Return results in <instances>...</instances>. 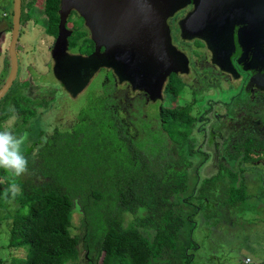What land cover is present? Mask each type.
I'll use <instances>...</instances> for the list:
<instances>
[{
	"label": "flooded vegetation",
	"instance_id": "obj_1",
	"mask_svg": "<svg viewBox=\"0 0 264 264\" xmlns=\"http://www.w3.org/2000/svg\"><path fill=\"white\" fill-rule=\"evenodd\" d=\"M45 1L22 0L19 40L21 30L37 33L41 31L42 37L50 41L47 48L52 58L51 70L54 71L57 63L52 53L59 44L61 0L56 11L58 20L55 24L49 23L50 14ZM201 1L189 0L184 7L166 18L172 49L175 54L179 52L183 57V70L171 72L167 76L158 99L155 98V86L151 84L152 79H155L151 75V63L154 62L152 54L155 52L149 46L148 52L144 49L132 62V68L137 74L136 84L127 78L122 62L117 59L116 51L119 47L116 44L111 46V41L110 44L103 43L100 46L101 63L96 60L88 68L87 64L85 67H81V64L77 71L75 63L62 61V68L70 70L72 77L59 79L55 74L64 95L57 100L58 107L65 100L78 98L95 75H101L102 88L99 93L104 113L115 117L116 129L124 131L135 141L149 138L151 154L154 155L152 150L156 151L158 161H162L163 167L186 178L185 189L171 198L175 201L173 210L180 213L185 221L188 220L186 223L198 224L206 220L204 213L207 209L217 212L218 218L224 217L225 212H231L230 204L224 198L227 197L226 186H248L249 181L258 175L259 165L264 163V0H228V18L224 23L211 10L220 9L215 0L205 1L200 7ZM13 4L14 0H0V6L4 5L3 10L8 12L3 17L11 14L13 18ZM199 8L202 10L196 18L187 21V17ZM114 12L113 5L107 8L106 15L108 13L107 17L110 19L105 17L104 34L114 32L118 23L115 21ZM149 24L152 27H148V32L153 33L154 23L150 19ZM12 26V19L8 23L5 18H0L1 51V43L9 31L12 32ZM51 26L53 31L56 30L55 33L49 31ZM65 28L66 31L63 32L71 31L67 38V52L90 59L96 50L92 29L76 8L66 16ZM145 28L143 23L140 29ZM11 37L12 33L10 41ZM104 40L108 42L107 39ZM19 49L17 43V54ZM80 75L83 79L76 83L75 77L79 78ZM146 79L147 85L143 83ZM172 81L180 87L175 94L168 90ZM26 83L28 82L24 79L20 84L16 81L15 85L27 88L32 86L35 89L34 82L30 86H25ZM21 94L14 97L21 96L20 104L26 106L24 113L31 115L29 119L25 120L26 116L18 113L12 98L0 109V115L5 110L13 109L7 117L0 118V125L16 113L19 120L14 123L20 125L22 122V136L27 133L23 153L27 160L30 155L35 161L36 156L41 159V150L58 146L61 141L60 133L74 131L76 123L71 122L66 127L63 124L58 126L59 120L54 119L46 124V127H51L49 131H41V122L33 117V108L39 110L40 117L46 118L52 108L46 107V101L53 98H38L35 90L28 92V96ZM150 105L152 107L149 111ZM176 107H183L188 115L186 121L177 125V129L168 122L169 119L162 118L165 109ZM156 111L158 114L154 117ZM167 127H170L169 130ZM2 129L5 130L4 127ZM171 130L177 133L178 141L173 140ZM158 139H162V145ZM161 146H165L163 152H159ZM208 165L210 167L205 170ZM202 172H206L207 177L202 178ZM208 180H211L207 185L210 186L212 199L207 196L200 199L199 191ZM194 216H198L199 221Z\"/></svg>",
	"mask_w": 264,
	"mask_h": 264
},
{
	"label": "trees",
	"instance_id": "obj_2",
	"mask_svg": "<svg viewBox=\"0 0 264 264\" xmlns=\"http://www.w3.org/2000/svg\"><path fill=\"white\" fill-rule=\"evenodd\" d=\"M45 5L49 23H57L59 0H46ZM49 31L56 32L52 26ZM168 90L175 94L179 85L172 81ZM7 96L0 109L14 98L18 113L29 119L21 96ZM90 107L81 113L74 131L60 133L58 146L46 147L37 166L31 163L45 177L39 178L41 182L33 177L17 179L14 183L20 192L13 198L8 191L13 183L5 177L0 194L12 200L9 247L15 254L12 261L6 260L8 264H80L81 244L88 251L89 264H154L178 252L181 230L188 220L173 210L171 198L185 189L186 178L163 167L156 153L151 154L149 138L135 141L116 129L115 117L106 115L103 108L90 116L96 111ZM5 111L0 118L10 114ZM187 117L183 107L162 112V118L176 129ZM158 141L162 145V139ZM164 150L161 146L159 152ZM41 162L44 167L40 169ZM31 174L39 177L36 171ZM210 181L202 184L200 199L211 196ZM247 187L226 186L224 198L235 206L246 197ZM75 209L83 215L81 235L72 233ZM213 212L207 209L205 213ZM4 263L0 258V264Z\"/></svg>",
	"mask_w": 264,
	"mask_h": 264
},
{
	"label": "rangeland",
	"instance_id": "obj_3",
	"mask_svg": "<svg viewBox=\"0 0 264 264\" xmlns=\"http://www.w3.org/2000/svg\"><path fill=\"white\" fill-rule=\"evenodd\" d=\"M4 7V5L0 6V18H5L9 23L11 22L12 15L9 14L8 16L7 14V18L3 17L6 15V13H8L3 10ZM6 26L8 25L6 24ZM1 27H3V25ZM39 32H24V30H21L22 34L20 40L18 41V47L20 48L18 50L20 68L18 72L19 77L16 78V81L18 84H20L24 79H26L28 83H26L25 86H30L31 83L34 82L35 89L32 86L27 88L20 85H15V81L13 85L14 87L12 86V90L7 93V97H13L14 95H19L21 93L23 96H28V92L34 90L35 93H37L36 97L38 98L52 97L53 99L46 101V107H52L48 117H40L38 113L39 110L33 108V117L35 116L37 122H41L39 124V127L42 128L41 131H49L51 127H46V124L54 121V119L59 120L58 126L63 124L66 127L71 122H75L76 124L79 123L78 120L81 121V113L87 110L89 106H91L90 108L96 110L95 112H90V116L93 114L98 115V110L102 108L99 93L102 88V82L101 75L99 74L95 75L94 79L91 80L85 91L78 98L65 100L64 104L58 107L57 100L62 98L64 95L62 94V89L56 78L55 72L51 70L52 58L49 48H47V45L50 41L49 39L45 40V38L42 37L43 33H41V31ZM11 33L12 32L9 31V34L4 37L3 43H1L3 51H1L0 54V87L5 82L4 80L8 76L10 70V57L7 58V56L9 55L8 49L10 45L9 41ZM5 100L6 99H4L3 102H5ZM3 102L0 103V107ZM151 107L152 105L149 106V111L151 110ZM157 114L158 111H156L153 116L156 117ZM90 116L89 119H92ZM13 117H15V119H13ZM17 119L18 117L15 113V115L10 116L5 122H1V131L4 127V129L12 130L16 136H22V122H20V125L14 123L17 121ZM64 126H60V128ZM169 128L167 127V130H169ZM171 136L173 140H179V138L177 139V133L173 130H171ZM139 140L140 139L137 141ZM144 140L140 141L145 142ZM43 151L44 150H41V154ZM152 153L155 154L156 151L152 150ZM32 158L34 159V157H30V155H28L29 171H27V173H25L23 176L20 178L15 177L3 169V173L0 172V181L3 183L5 182V177H8V179L11 181L10 183H14L17 179L25 181L33 177V181L41 182L40 179L43 180L45 177L39 175L41 172H38L36 168L41 159L39 156L35 157L37 159L35 161ZM32 162H35L36 166L34 165L33 167L31 164ZM43 167L44 163L41 162L40 169ZM209 167L210 165L204 169L207 170ZM33 171H36L37 175L39 176L38 178L36 175L32 176L31 173ZM256 174L257 172L254 173V175ZM201 176L202 178L207 177V173L202 172ZM236 176H238V174H236ZM248 184L246 197L237 205H231V212H225L226 214L224 217H216L217 212L215 211L213 213H205L207 222L217 223L216 226L221 227V229L217 230L220 231V234L216 235L214 233L216 235L215 236L211 231L212 234L209 233V237L201 239L200 243L202 244L203 248L194 252L196 254V261L192 264H209V259L212 258L208 259V257L212 255V249L214 250L213 256H218L220 258L218 261H215V259L213 260V262L216 264H264V163L259 165L258 175L254 180L251 182L249 181ZM0 187L1 191L4 189L3 187H5V184H1ZM1 203H3V205ZM0 204V258L5 259L4 264H8V259L12 261V257L15 255H12L13 250L9 247V237L11 235V213L13 212V205L12 200L9 201L8 197H2V193L0 194ZM193 218L199 221L198 216H194ZM82 219V213H80L78 209H75L73 214V234H82L80 229ZM127 222L128 220L126 219L125 223ZM227 222H234V224H232V227L229 228ZM185 228L188 227H184V229ZM200 229L201 228L197 229L196 234L197 232H200ZM205 231H207L206 228ZM79 250L81 256L80 264H89V257L87 256L88 251L83 244L80 245ZM90 255L92 254L90 253ZM189 263H191V261ZM169 264H172V262H169Z\"/></svg>",
	"mask_w": 264,
	"mask_h": 264
},
{
	"label": "water",
	"instance_id": "obj_4",
	"mask_svg": "<svg viewBox=\"0 0 264 264\" xmlns=\"http://www.w3.org/2000/svg\"><path fill=\"white\" fill-rule=\"evenodd\" d=\"M205 1L212 2L213 0H202L200 7L204 5ZM187 2H189V0H61L60 34L58 37L59 44L55 47L52 53V56L57 63L54 67L55 74L59 79L63 77L66 80V78L72 77L70 70L62 68V61L75 63L77 71L81 64V67H85L87 64L88 68L90 64H95L96 60L101 63V56L99 53L100 46L103 43L110 44L109 41H111V46L116 44V46L119 47L116 51L117 59L122 62V67L126 70L127 78L131 83L136 84L137 74L132 68V62L133 60H136L137 56L141 54L144 49L148 52L147 47L149 46L152 52H155L154 55L152 54L154 62L151 63V75L155 76V79H152L153 82L151 84L155 86V98L158 99L161 97L167 76L171 74V72L183 70V57L179 52L175 54L172 49L173 46L171 44L170 30L166 24V18L184 7ZM215 3L220 9L217 8L211 10H213L216 13L217 18L221 19L222 23H224L228 18V0H215ZM111 5L114 7V18L118 23L114 27V32L104 34L103 22L105 17L109 16L108 13L106 15V11ZM222 5H224L223 8ZM73 8L79 10L81 15L86 19L87 24L90 25L92 29V38L96 44V50L91 55L90 59L87 58L88 61H86L87 59L82 58V56L70 55L67 52L69 44L67 38L70 36L71 31H67V33L63 31H66V16ZM201 10L202 8L196 9L187 17V21L195 19ZM21 15L22 0H14L12 37L8 49L11 67L5 82L0 87V101L10 91L18 77L19 59L17 54V43L19 40ZM107 18L110 19L109 17ZM149 19L150 22L154 23L153 27L155 29L153 30V33L148 32V27H152V25L149 24ZM143 23L146 27L145 30L140 29V26ZM153 38L154 41L152 42ZM104 39H107L108 42ZM58 63L60 65H58ZM153 68L155 70L154 72ZM82 79L81 75L79 78L76 76L75 82L80 83ZM144 81L143 83L147 85L148 79ZM140 86L144 87V85ZM146 87L147 86L144 88Z\"/></svg>",
	"mask_w": 264,
	"mask_h": 264
},
{
	"label": "crops",
	"instance_id": "obj_5",
	"mask_svg": "<svg viewBox=\"0 0 264 264\" xmlns=\"http://www.w3.org/2000/svg\"><path fill=\"white\" fill-rule=\"evenodd\" d=\"M227 224L229 228H231L234 222H227ZM186 225L184 227H188V228L184 229L183 227V229L181 230L182 232H181L180 241L178 245V252H175L174 254L173 253L169 254L167 255V257H160L154 262V264H161V263L169 264V262H172V264H177V263L192 264L194 263L196 261V254L194 252L198 249L200 250L201 248H203L202 244L200 243L201 239L205 237H209V233L210 234L213 233V235L215 234L219 235L220 231H217V230L221 229V227L216 226V223L207 222V220H203L200 224L189 222V223H186ZM198 228H201V229H200V232H197L196 234V231ZM205 228L207 229V231H205ZM213 251L214 250L212 249L211 250L212 255L208 257V259L212 258V259H209V264H216L213 262L214 259L215 261L220 260L218 256H213ZM190 261L191 263H189ZM219 264H228V263H219Z\"/></svg>",
	"mask_w": 264,
	"mask_h": 264
},
{
	"label": "clouds",
	"instance_id": "obj_6",
	"mask_svg": "<svg viewBox=\"0 0 264 264\" xmlns=\"http://www.w3.org/2000/svg\"><path fill=\"white\" fill-rule=\"evenodd\" d=\"M26 139L27 133L23 136H16L8 129L0 131V169H4L15 177H21L27 173L28 160L23 153ZM8 191L11 192L14 198L19 194L20 188L13 183Z\"/></svg>",
	"mask_w": 264,
	"mask_h": 264
}]
</instances>
